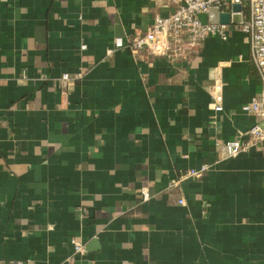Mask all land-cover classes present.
<instances>
[{"label":"crops","instance_id":"crops-1","mask_svg":"<svg viewBox=\"0 0 264 264\" xmlns=\"http://www.w3.org/2000/svg\"><path fill=\"white\" fill-rule=\"evenodd\" d=\"M171 12L0 0V264H264V142L222 146L264 125L241 110L263 92L247 37L172 57L115 46Z\"/></svg>","mask_w":264,"mask_h":264},{"label":"built area","instance_id":"built-area-1","mask_svg":"<svg viewBox=\"0 0 264 264\" xmlns=\"http://www.w3.org/2000/svg\"><path fill=\"white\" fill-rule=\"evenodd\" d=\"M172 7V12L167 16L154 19L151 26L142 34L128 37L126 42L116 41V47H127L132 53L145 51L152 55H164L172 57L187 50L196 49L199 44L208 37H215L226 41L230 31L244 34L249 43L250 61L254 65L261 83L263 92L253 96L242 105L243 113L252 114L264 120V0H166ZM240 4L242 16L238 24H210L202 17L207 16L210 7H217L219 12H231V5ZM82 49L84 46L81 47ZM169 49L171 51H169ZM63 81H68L69 76L63 74ZM220 84L215 83L210 89V97L213 100V111H222ZM247 140L234 139L222 144L226 157H233L251 148L261 151L264 142V125L254 123L246 131ZM215 145L220 143L215 141ZM206 169L202 165L199 169H191L187 176L197 178ZM142 200L148 199L147 189H142ZM182 204V199L178 200ZM75 254L83 252V244L80 241H72Z\"/></svg>","mask_w":264,"mask_h":264},{"label":"water","instance_id":"water-1","mask_svg":"<svg viewBox=\"0 0 264 264\" xmlns=\"http://www.w3.org/2000/svg\"><path fill=\"white\" fill-rule=\"evenodd\" d=\"M240 4L231 5V12H219L217 7H210L207 12V22L210 24H238L242 16Z\"/></svg>","mask_w":264,"mask_h":264}]
</instances>
